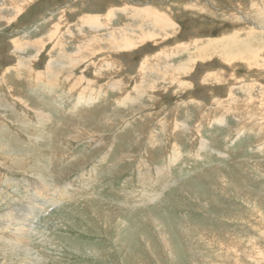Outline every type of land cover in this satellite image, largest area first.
Returning a JSON list of instances; mask_svg holds the SVG:
<instances>
[{
	"label": "rangeland",
	"instance_id": "rangeland-1",
	"mask_svg": "<svg viewBox=\"0 0 264 264\" xmlns=\"http://www.w3.org/2000/svg\"><path fill=\"white\" fill-rule=\"evenodd\" d=\"M14 1L0 0V264H264V70L223 62L206 44L235 36L264 46L256 16L264 0H32L8 22ZM146 8L169 16L173 34L92 59L122 65L111 80L123 92L109 91L105 73L76 66L74 76L95 80L89 107L74 108L64 77L54 95L39 91L46 81L33 75L53 43L33 66V50L15 46L56 22L73 31L80 17L105 24L112 10L108 26L118 27ZM194 41L182 78L190 87L156 79L153 56L178 64L186 56L174 53ZM145 60L147 82L158 85L123 107Z\"/></svg>",
	"mask_w": 264,
	"mask_h": 264
},
{
	"label": "bare ground",
	"instance_id": "bare-ground-1",
	"mask_svg": "<svg viewBox=\"0 0 264 264\" xmlns=\"http://www.w3.org/2000/svg\"><path fill=\"white\" fill-rule=\"evenodd\" d=\"M31 1L32 0H16V2L14 1L15 3L13 2L14 4L13 3L10 4L11 14H10L9 18H7V19L5 18L6 21L9 22V21L13 20L15 17H17L19 14H21L24 6L29 4ZM254 6L255 5L253 4L252 7H254ZM7 9H8V7H7ZM256 11H258L256 13L258 22L264 26V7H262V10H260V8H259ZM7 12H9V11H7ZM132 16L133 17H130V18H132L130 23H125L123 25L121 24V26H118V27H115V26L110 27V26H108V24L110 22L109 18L113 17V11L112 10L108 11V14L106 15V17L104 19L105 22L103 21L105 24H101L102 21L100 20V17L87 15V17H82V18L80 17L78 19V20H80L79 23H81V25H78V26L75 25V29L73 31H70V29L66 30V31H61V25L59 23L56 24L57 23L56 22L51 27L46 29V34L45 33L41 34L40 37H38V39H36L35 42L30 43L27 41V42L23 43L21 41L19 43H16L15 46H17L16 49H17V52H19V53L26 50V48H28V47H30V49L33 50L35 56L32 57V59L30 57H29L30 59H28V61H30V60L33 61V64H31L33 66L39 60V55H40L39 52L42 51V48H44L45 44L46 43H53V45H52L53 47L51 48L49 53H47V55L49 56V59L47 60V62L45 64L44 71L37 72L33 75V76H37V78H36L37 80L38 79H44L46 81V82L42 81L40 83L41 89L39 91L42 92V94H44V96L54 95V93H52V92H54L56 84H58L60 81H62V79L64 77V80L69 87L67 92H65V96L67 98H70L72 102L73 101L75 102V104H73L74 108H76L78 106L89 107L91 105V103L93 102L92 99H93L94 93L92 94L90 91L91 94L89 95L86 92L88 89L91 90L93 88L92 85H93V82L95 80L86 79L85 75L82 73H80L78 76H74L73 69L76 66H78L80 63H83V64L87 65V67H91V70H93L92 71L93 76H95L97 78H101L104 76L103 74L105 73V77L109 78L111 80L113 78L112 76H114L115 73H117L121 69L122 65H119V67H117L114 64L113 65L114 68H113L111 66V63H110L111 59H109V58H108L109 61H108V59L106 60V58H105V59L101 60L102 62L96 63L92 60L93 58L96 57V55L98 56L99 53H103V52H118V51H122V50L127 51V50H131V49H135V48L139 47L140 45L145 44L148 41L152 42V41H156V39H159V38H165L166 36L171 35V33L175 29V27H174L175 25L168 18L169 16L166 17V16L158 13L157 11H155L154 9H151V8L141 9V10H137V11L135 10V12ZM127 17H128V15H127ZM0 18H2V17L0 16ZM251 18H253V17H251ZM132 21H136L138 23L136 25H134L135 22L132 23ZM243 21L246 22L245 19H243ZM258 26H259V24H258ZM105 30L107 32H105ZM261 30L264 31V27ZM100 31H102V33H99ZM73 32H75V33H73ZM88 32H89V34H88ZM64 37H68L69 39H71L70 43L67 44V42L64 40ZM259 37H261V36L259 35ZM236 38L237 37H235V36H233V37L231 36V37L218 39L217 41H215L213 43H206V44H208L207 47H210V46H212L214 48L218 47L217 51L220 53L219 55H220L221 61H223V62L225 61L228 64H231L230 62L232 61V59L237 60V58H238V60L239 59L243 60L246 63L247 67H251V65H252V66L256 67V69L258 68L260 70H262V69L264 70V46L262 45L260 47L259 44H252L251 43L253 41L259 42V41H261V39L260 40L259 39H257V40L256 39H254V40L249 39L246 41V39L238 40ZM196 43L197 42L194 41L193 43H191L190 45H188L186 47L184 45H182L181 49L178 48V50H181V51L175 52L174 54L180 55L182 53V54H185V56H186V59L184 61L181 60L178 64H169V60L171 58L170 57L171 55H168L165 53L164 54L158 53L157 55L153 56V57L157 58V60H159L158 63L156 62V64L150 65V69L154 68V70H155L154 74H156V72H158V74H156L158 76V78H156V79H159V81L163 82L164 84L170 85L171 87L176 86L178 89H185V88L190 87V84L185 83L182 78H184L183 76H185V75H190V71L192 69V66H194L193 64L195 63V61L192 58L193 53H191V49L195 50V47L196 48L198 47ZM262 43H264V42H262ZM250 44H251V46H250ZM68 45H69V49H68ZM200 45H201V43H200ZM48 46H50V45H48ZM70 47H72V49H70ZM207 47H204L205 51L204 52L201 51L200 53H207L206 52V50L208 51ZM204 48H200L199 50H202ZM53 50H54V52H53ZM52 52L55 54V56H53L54 54L52 55ZM163 55H165L166 57ZM99 56H100V54H99ZM160 56H162L163 58H167V60L161 59ZM233 56H236V57L232 58ZM113 61H115V60L113 59ZM19 62L20 63H19L18 69L21 67L22 71H26L27 73H31V72L33 73L34 69L32 67H29L30 66V65H28L29 62H27L28 64L24 63L20 60H19ZM240 62H242V61H240ZM238 63H239V61H238ZM147 65L149 66V63H147V60H145L142 64V66H141V64L139 66V74H137V77L134 81V85L132 87V92H134L136 95L135 96L133 95L134 97L130 93H127L126 96H124V97L121 96L122 94L120 95L122 98H119V100H120V103L123 105V107L127 106L128 104L131 105L132 102H134V101H135L134 103L138 102V100L141 99L142 97L144 98V95L146 94V88H150V89L154 88L155 89L157 87L159 81L156 80L157 81L156 82L155 79H152V80L150 79L151 83L147 82V79H148V77L146 76L147 75L146 72L148 69ZM152 66H153V68H152ZM232 70H233V68H232ZM162 74H163V77H161ZM202 80H206V76ZM207 80H209V79H207ZM201 82H203V81H201ZM121 83H122L121 80L120 81L119 80H113V81L111 80L110 82H108L109 91H111V92L112 91L123 92L122 89H124L123 88L124 85ZM162 87H163V85H162ZM163 88H165V87H163ZM7 89H8V92L10 93V95L13 94L12 96H14L17 100H19L21 103H23L27 106L28 101H25L24 98L22 97V95L20 96L17 93L16 94L12 93L11 92L12 88L10 86H8ZM75 89H78V90H75ZM39 91H38V93H39ZM63 91H64V89H63ZM75 91H77V95H76V97H73V92H75ZM125 91H127V90L125 89ZM48 92H51V93H48ZM96 94L101 95L99 93H96ZM35 95H37V94H35ZM248 95H250V94H248ZM248 97H250V96H248ZM139 103H141V102H139ZM248 103H249V101H248ZM38 105H39V103H38ZM34 110L36 111L35 114H37V111H38L37 116H39V117H42V118L43 117H46V118L49 117L47 114L41 113L40 109L39 110L34 109ZM46 118H44V119H46ZM176 125H177V123H176ZM179 139H178V141H179ZM8 144H9V142H8ZM204 144H206V142H202V145H204ZM151 145H152V141H151ZM205 146L206 145H204V147ZM175 154L178 155L179 152L178 151L175 152L173 156H175ZM175 159H176V157H175Z\"/></svg>",
	"mask_w": 264,
	"mask_h": 264
}]
</instances>
